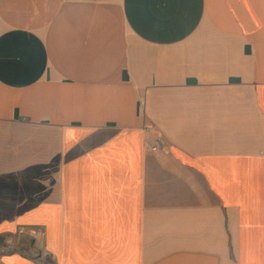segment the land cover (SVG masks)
Listing matches in <instances>:
<instances>
[{
  "label": "crops",
  "instance_id": "crops-1",
  "mask_svg": "<svg viewBox=\"0 0 264 264\" xmlns=\"http://www.w3.org/2000/svg\"><path fill=\"white\" fill-rule=\"evenodd\" d=\"M3 248L264 264V0H0Z\"/></svg>",
  "mask_w": 264,
  "mask_h": 264
},
{
  "label": "bare ground",
  "instance_id": "bare-ground-1",
  "mask_svg": "<svg viewBox=\"0 0 264 264\" xmlns=\"http://www.w3.org/2000/svg\"><path fill=\"white\" fill-rule=\"evenodd\" d=\"M31 240V239H30ZM32 240H34V242H33V245H34V247H35V249H33L32 250V255H34L35 257L37 256V257H43V255H39L38 256V254H35L34 253V250H37V249H39L38 247H39V243H42V238L41 237H38V238H34V239H32ZM45 253V252H44Z\"/></svg>",
  "mask_w": 264,
  "mask_h": 264
},
{
  "label": "built area",
  "instance_id": "built-area-1",
  "mask_svg": "<svg viewBox=\"0 0 264 264\" xmlns=\"http://www.w3.org/2000/svg\"><path fill=\"white\" fill-rule=\"evenodd\" d=\"M160 146H161V142L158 141L154 146L151 147V150H152V151H155V150H157ZM20 234H22L21 231H20ZM7 251H9L8 248L0 249V253H2V252H7Z\"/></svg>",
  "mask_w": 264,
  "mask_h": 264
},
{
  "label": "rangeland",
  "instance_id": "rangeland-1",
  "mask_svg": "<svg viewBox=\"0 0 264 264\" xmlns=\"http://www.w3.org/2000/svg\"><path fill=\"white\" fill-rule=\"evenodd\" d=\"M34 256V255H33Z\"/></svg>",
  "mask_w": 264,
  "mask_h": 264
}]
</instances>
